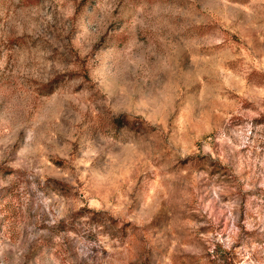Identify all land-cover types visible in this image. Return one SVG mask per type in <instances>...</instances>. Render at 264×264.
Wrapping results in <instances>:
<instances>
[{"label":"rangeland","instance_id":"obj_1","mask_svg":"<svg viewBox=\"0 0 264 264\" xmlns=\"http://www.w3.org/2000/svg\"><path fill=\"white\" fill-rule=\"evenodd\" d=\"M0 264H264V0H0Z\"/></svg>","mask_w":264,"mask_h":264},{"label":"trees","instance_id":"obj_2","mask_svg":"<svg viewBox=\"0 0 264 264\" xmlns=\"http://www.w3.org/2000/svg\"><path fill=\"white\" fill-rule=\"evenodd\" d=\"M99 220H101V219L99 218Z\"/></svg>","mask_w":264,"mask_h":264}]
</instances>
